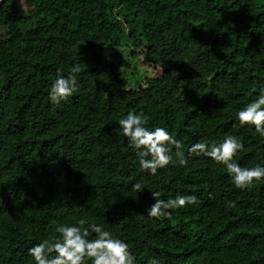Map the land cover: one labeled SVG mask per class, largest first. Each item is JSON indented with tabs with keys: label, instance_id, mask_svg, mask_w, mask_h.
<instances>
[{
	"label": "trees",
	"instance_id": "1",
	"mask_svg": "<svg viewBox=\"0 0 264 264\" xmlns=\"http://www.w3.org/2000/svg\"><path fill=\"white\" fill-rule=\"evenodd\" d=\"M19 1L29 16L0 17V264H35L28 248L81 219L124 240L135 264H264V178L237 189L224 165L189 153L231 135L240 166L264 165V137L236 116L264 87V0ZM37 23L53 43L29 35ZM191 49L205 74L162 86L163 56ZM74 64L76 91L51 103ZM129 111L179 141L186 164L141 170L118 125ZM151 191L197 200L149 217Z\"/></svg>",
	"mask_w": 264,
	"mask_h": 264
},
{
	"label": "clouds",
	"instance_id": "2",
	"mask_svg": "<svg viewBox=\"0 0 264 264\" xmlns=\"http://www.w3.org/2000/svg\"><path fill=\"white\" fill-rule=\"evenodd\" d=\"M79 72L78 64L71 67L67 76L57 71L48 89L51 103L59 104L73 95L78 87L76 74ZM236 116L241 126H254L255 131L264 137V87L259 88L255 99L237 110ZM118 125L120 132L129 139L130 145L134 146L141 170L155 174L158 168H164L170 163H179L181 166L186 164L179 141L163 127H148L142 113L129 111L124 118L118 120ZM172 146L177 149L176 161H173L171 155ZM242 147V143L236 137L229 135L221 141L194 143L189 153L203 154L224 165L234 186L243 190L250 188L254 181L264 178V165L240 166L234 157ZM135 187L140 186L137 184ZM151 196L155 202L146 209V214L156 218L169 217L171 213L167 211L168 209L183 208L197 200V197L191 194L160 199L159 191H151ZM234 205V201H225L228 208ZM84 224L85 221L81 219L73 224L58 225L56 232L59 235L44 238L33 244L27 250L29 256L35 264H85L86 260H90L91 264H135V256L124 240L112 236L98 223H91L87 227H84ZM89 230L95 233L96 238H88ZM149 264H162V261L158 257H152Z\"/></svg>",
	"mask_w": 264,
	"mask_h": 264
},
{
	"label": "rangeland",
	"instance_id": "3",
	"mask_svg": "<svg viewBox=\"0 0 264 264\" xmlns=\"http://www.w3.org/2000/svg\"><path fill=\"white\" fill-rule=\"evenodd\" d=\"M22 5V1H11L8 8L10 10H17L21 11L20 8L24 11L20 12L21 14L23 13V16L27 17L32 13L31 7L24 2ZM6 8L0 12V17L1 18H7L8 15L11 13L10 10ZM6 20V19H5ZM2 21H0L1 23ZM30 26V23L28 24ZM32 35L36 38H40L42 40H45L49 43H53L56 39V32L52 31L49 28L44 27L42 24L37 23L36 27L32 29V31H29V35ZM93 49L90 47V53ZM198 49H191L188 51H182V52H176L172 53L170 55H164L163 57L165 58H171V71L169 75H166L168 77H162L161 79V85L166 88V86L170 83V86H174V82H179L182 80H186L189 83L190 87H193V82L196 79L201 78L205 74V68L203 65V58L201 55L198 53ZM197 53L198 57L195 59H191L194 53ZM170 77H173L171 82H170ZM177 91L174 92V94Z\"/></svg>",
	"mask_w": 264,
	"mask_h": 264
},
{
	"label": "water",
	"instance_id": "4",
	"mask_svg": "<svg viewBox=\"0 0 264 264\" xmlns=\"http://www.w3.org/2000/svg\"><path fill=\"white\" fill-rule=\"evenodd\" d=\"M7 0H0V5L4 4Z\"/></svg>",
	"mask_w": 264,
	"mask_h": 264
}]
</instances>
